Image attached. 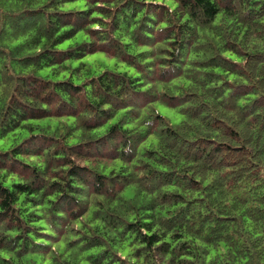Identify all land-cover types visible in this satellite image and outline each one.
<instances>
[{"label": "trees", "instance_id": "16d2710c", "mask_svg": "<svg viewBox=\"0 0 264 264\" xmlns=\"http://www.w3.org/2000/svg\"><path fill=\"white\" fill-rule=\"evenodd\" d=\"M172 1L0 0V264H264V0Z\"/></svg>", "mask_w": 264, "mask_h": 264}, {"label": "rangeland", "instance_id": "374dc122", "mask_svg": "<svg viewBox=\"0 0 264 264\" xmlns=\"http://www.w3.org/2000/svg\"><path fill=\"white\" fill-rule=\"evenodd\" d=\"M150 1H152V0H150ZM155 1L164 2L165 4L170 5L171 7L174 5V2L172 0H155ZM73 5H74L73 3H66L65 7L69 8ZM77 6H81V4L79 3V4H77ZM83 37H84V34L82 32H79L75 39H70V40L64 42L63 44H61L60 46L65 47L66 45H68L69 43H71L75 40H81ZM93 57H103L102 66L108 65L109 67L117 68L118 70H124L126 68V66L122 63H118L117 66H115V63H117L116 60L114 58L106 57L103 53H96L95 55H93ZM155 106L161 114L169 117L172 122H179L182 118V115H180V113L177 112L175 109H171V108L165 107L163 105H159V104H156ZM4 142H5L4 146H6L7 144H9L11 142V140L10 139L4 140Z\"/></svg>", "mask_w": 264, "mask_h": 264}]
</instances>
